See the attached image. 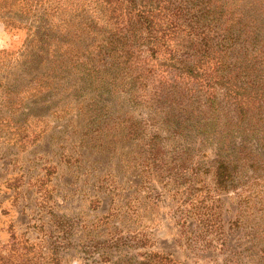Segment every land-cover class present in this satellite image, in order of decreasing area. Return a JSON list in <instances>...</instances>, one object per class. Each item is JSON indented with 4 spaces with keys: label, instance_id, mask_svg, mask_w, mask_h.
<instances>
[{
    "label": "rangeland",
    "instance_id": "obj_1",
    "mask_svg": "<svg viewBox=\"0 0 264 264\" xmlns=\"http://www.w3.org/2000/svg\"><path fill=\"white\" fill-rule=\"evenodd\" d=\"M109 31L101 0H0V264H264L263 136L166 128L97 89Z\"/></svg>",
    "mask_w": 264,
    "mask_h": 264
},
{
    "label": "trees",
    "instance_id": "obj_2",
    "mask_svg": "<svg viewBox=\"0 0 264 264\" xmlns=\"http://www.w3.org/2000/svg\"><path fill=\"white\" fill-rule=\"evenodd\" d=\"M101 1L110 35L98 55L104 65L90 68L105 78L97 89L126 90L166 128H195L222 143L233 133L260 134L264 146L260 1L241 13L220 0ZM215 162L214 185L228 191L232 168L223 156Z\"/></svg>",
    "mask_w": 264,
    "mask_h": 264
}]
</instances>
